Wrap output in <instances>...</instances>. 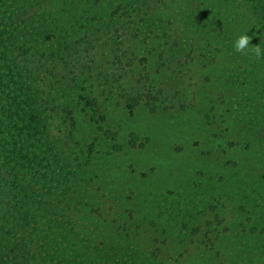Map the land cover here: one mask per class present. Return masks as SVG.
Here are the masks:
<instances>
[{"label": "rangeland", "instance_id": "rangeland-1", "mask_svg": "<svg viewBox=\"0 0 264 264\" xmlns=\"http://www.w3.org/2000/svg\"><path fill=\"white\" fill-rule=\"evenodd\" d=\"M48 4L64 10L70 48L18 63L55 99L49 134L71 167L83 163L70 192L104 241L128 238L164 264H257L242 227L264 172V57L232 47L249 31L264 48L255 15L242 0Z\"/></svg>", "mask_w": 264, "mask_h": 264}, {"label": "trees", "instance_id": "trees-1", "mask_svg": "<svg viewBox=\"0 0 264 264\" xmlns=\"http://www.w3.org/2000/svg\"><path fill=\"white\" fill-rule=\"evenodd\" d=\"M48 1L0 0V193L6 195L0 201V263L164 264L128 238L104 241L101 224L70 192L83 163L73 168L61 157L48 128L55 99L39 86L42 78L29 76L18 63L35 54L54 56L52 42L59 52L70 48L73 31L62 20L64 10L53 12ZM242 1L264 27V0ZM79 96L95 128L114 139L115 133L101 125L96 102ZM250 192L257 193L248 196L242 229L257 240V264H264V172Z\"/></svg>", "mask_w": 264, "mask_h": 264}, {"label": "clouds", "instance_id": "clouds-1", "mask_svg": "<svg viewBox=\"0 0 264 264\" xmlns=\"http://www.w3.org/2000/svg\"><path fill=\"white\" fill-rule=\"evenodd\" d=\"M246 31L239 35L232 44V47L235 49L236 52L243 53L245 50H249L252 52L257 58L264 57V48H261L259 44L257 46H251L250 41L253 36H257L262 34L261 32H253L252 36H249Z\"/></svg>", "mask_w": 264, "mask_h": 264}]
</instances>
